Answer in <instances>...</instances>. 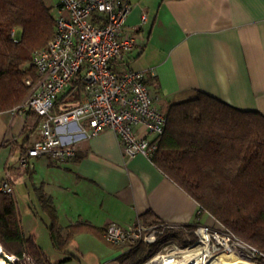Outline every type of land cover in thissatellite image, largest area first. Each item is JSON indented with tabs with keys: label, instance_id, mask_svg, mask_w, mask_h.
<instances>
[{
	"label": "crops",
	"instance_id": "obj_1",
	"mask_svg": "<svg viewBox=\"0 0 264 264\" xmlns=\"http://www.w3.org/2000/svg\"><path fill=\"white\" fill-rule=\"evenodd\" d=\"M47 1L55 17L58 0ZM130 2L125 29L135 46L112 68L115 73L145 71L159 111L166 114L170 105L203 93L264 117V0ZM38 131L34 113H0V183L9 172L18 233L33 240L47 264H125L124 245L103 239L110 224L124 229L136 223L183 230L220 226L151 160L137 155L125 162L110 130L74 138L75 156L63 164L43 157L20 172L17 160L39 138ZM136 134L150 139L142 127ZM4 207L0 196V212Z\"/></svg>",
	"mask_w": 264,
	"mask_h": 264
},
{
	"label": "trees",
	"instance_id": "obj_2",
	"mask_svg": "<svg viewBox=\"0 0 264 264\" xmlns=\"http://www.w3.org/2000/svg\"><path fill=\"white\" fill-rule=\"evenodd\" d=\"M47 2L0 0L1 112L18 107L29 90L25 82L37 80L32 52L43 48L54 34L55 17ZM83 96L81 78L76 76L55 109L78 104ZM165 116L152 163L198 204L200 212L257 249L263 257L256 262L264 264V117L233 109L203 93L170 105ZM0 196L6 199L0 212V222L7 229L0 239L5 254L17 258L27 254L36 264H47L33 240L20 237L11 197ZM50 231L56 245L57 234L52 227ZM172 240L181 248L193 243L170 230L153 245H124L125 260L143 264Z\"/></svg>",
	"mask_w": 264,
	"mask_h": 264
},
{
	"label": "built area",
	"instance_id": "obj_3",
	"mask_svg": "<svg viewBox=\"0 0 264 264\" xmlns=\"http://www.w3.org/2000/svg\"><path fill=\"white\" fill-rule=\"evenodd\" d=\"M57 7L52 38L31 55L37 80L25 82L29 88L27 96L18 107L8 111L21 115L31 112L39 119V138L23 150L17 168L24 173L32 160L43 157L55 165L63 164L75 156L74 138L89 139L103 130L114 134L125 162L137 155L151 160L164 133L166 116L154 104L145 71L125 68L115 73L112 68V63L121 61L135 46L133 36L125 29L132 8L130 0H58ZM144 20L142 16L141 21ZM76 76H80L84 88L82 101L55 109L59 97ZM137 127H142L150 139L138 137ZM0 194L13 196L9 172L0 183ZM170 230L183 229L161 223H136L128 229L110 224L103 239L114 246L153 245ZM194 235V244L188 245L185 252L202 246L207 256L222 249V253H235L252 262L263 257L224 228L216 231L197 226ZM163 257L167 256L156 259ZM171 257L174 263L177 257ZM14 263L36 264L27 254L17 258L0 248V264Z\"/></svg>",
	"mask_w": 264,
	"mask_h": 264
},
{
	"label": "rangeland",
	"instance_id": "obj_4",
	"mask_svg": "<svg viewBox=\"0 0 264 264\" xmlns=\"http://www.w3.org/2000/svg\"><path fill=\"white\" fill-rule=\"evenodd\" d=\"M30 81V80H28ZM32 83V81H30ZM35 83V82H34ZM26 85V84H25ZM29 91V90H28ZM24 209L21 207L20 208V214L23 216V219H24ZM211 229H214L216 231H220L221 229H223L221 226H218L217 228H211ZM194 230L195 228L193 229H185V230H172L173 232H181V239L184 241V242H189V241H192L193 243H191L192 245L194 244L195 240H196V237L194 235ZM160 239H157L156 242H158ZM190 244V245H191ZM128 250V248H126ZM185 248H181L178 246V244L175 242V241H167L165 242L164 244H162L161 248L159 249V251L153 256L151 257L150 259L146 260L143 264H156L155 260L157 256H160V255H164V256H167V257H163L162 258V264H181L182 262H184L186 260L187 257H195L196 255H198L200 252L198 253H194V254H191V253H187L185 252ZM200 250L201 252H203L204 250V247L202 246H196L194 248H192L190 251H194V250ZM126 250V252H127ZM190 251H187V252H190ZM223 250L220 249L218 251L214 250V253L212 252L208 258L210 260H215L217 259L220 255H228V253H222ZM171 255H175L177 257L176 261L173 262V259L171 257ZM243 259H245L244 257H242ZM248 260V259H247ZM251 261V260H249ZM155 262V263H154ZM130 260H126L125 261V264H130ZM251 263L253 264H257V262H252Z\"/></svg>",
	"mask_w": 264,
	"mask_h": 264
},
{
	"label": "bare ground",
	"instance_id": "obj_5",
	"mask_svg": "<svg viewBox=\"0 0 264 264\" xmlns=\"http://www.w3.org/2000/svg\"><path fill=\"white\" fill-rule=\"evenodd\" d=\"M195 257H187L184 262L181 264H253L251 261L247 259H243L240 255H236L235 253H229L228 255H220L215 260H210L208 256L206 255V250L201 252L199 249L186 252L187 253H198ZM156 264H162V258H158L155 260ZM154 262V263H155Z\"/></svg>",
	"mask_w": 264,
	"mask_h": 264
}]
</instances>
